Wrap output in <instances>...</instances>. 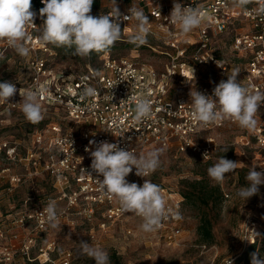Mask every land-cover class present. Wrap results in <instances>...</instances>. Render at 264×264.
I'll return each mask as SVG.
<instances>
[{"label":"built area","instance_id":"built-area-1","mask_svg":"<svg viewBox=\"0 0 264 264\" xmlns=\"http://www.w3.org/2000/svg\"><path fill=\"white\" fill-rule=\"evenodd\" d=\"M125 1L130 6L121 7L120 3ZM175 2L184 6L201 5L205 12L201 26L188 35L181 34L178 26L167 19L174 0H116L122 15H130L128 10L132 5L143 8L148 15L151 32L142 46L148 47V56L158 63L147 60L137 46L132 50L138 53L132 56L104 52L98 66L89 64L85 71L73 75L53 67L51 61L57 51L51 44L39 42V28L27 29L33 37L28 59L31 75L22 81L9 79L18 91L9 102L0 101V105L15 109L24 90L46 87L48 91L40 100L42 106L56 108L64 116L57 118L54 114L43 127L34 129L27 144L16 138L0 140V181H4L0 183V193L10 198V208L0 213V264H69L68 260H52L50 254L55 243L44 241L43 233L50 227L42 212L46 199L40 200L35 192L19 199L15 197L20 196L19 187L26 177L45 174L50 178L53 196L48 199L65 203L63 208L58 207L60 223L69 214L92 217L98 212L114 222L130 213L121 214L118 204L99 191L96 179L102 181L103 177H97L91 169L90 153L96 144L90 141L116 143L137 155L146 153L147 147L162 146L201 158L208 153L204 158L208 159L216 147L215 137L209 133L237 124L225 120L204 126L195 122L189 93L196 90L211 96L219 82L226 81L237 70V80L244 86L264 92V17L255 15L256 5L249 4L245 14L243 9L233 7L231 0ZM112 7L111 0H94L91 15L106 14ZM35 24L37 27L42 24L37 16ZM135 26V20L121 21V28L130 30L128 34H134ZM9 50L6 42L0 41V51L6 54ZM85 85L95 87L98 95L82 100L79 93ZM142 96L153 101L154 115L150 120L136 123L132 97ZM260 109L264 110V106ZM257 121L252 135L264 148V120ZM4 159L22 163L28 172L16 173L11 166H2ZM81 169L91 176L82 174ZM128 177L134 178L139 186L144 179L153 182L151 175L136 176L135 168ZM160 188L168 206L182 216L185 196L168 185ZM182 220L170 216L156 233L169 243H177L184 231ZM256 233L259 236L250 234L240 252L210 264H251L243 253L260 237L261 232Z\"/></svg>","mask_w":264,"mask_h":264},{"label":"clouds","instance_id":"clouds-1","mask_svg":"<svg viewBox=\"0 0 264 264\" xmlns=\"http://www.w3.org/2000/svg\"><path fill=\"white\" fill-rule=\"evenodd\" d=\"M44 5L39 9L42 24H35L36 12L32 11V0H0V41L14 50L20 57H28L32 51L29 42L33 39L29 34V27L39 28L37 39L41 44L53 45L57 48L71 50L72 55L82 59H91L93 53L110 51L116 42L121 40L122 20H135L134 34L129 42L137 46L148 42L151 24L143 8L132 5L130 15H122L116 0H111L113 7L106 14L91 15L94 0H41ZM255 4L253 10L256 16L264 17V0H231L233 7L243 9L248 14L247 6ZM169 23L178 26L181 34L188 35L199 28L205 19V12L201 5L184 6L179 2L173 3ZM5 54L0 51V60ZM194 77V70L192 71ZM239 70L228 75L227 80H221L214 88L211 96L192 90L191 97L192 119L204 126L222 121H232L241 129L254 131L258 121L256 114L264 106V92L253 91L237 80ZM15 84L0 82V101L9 102L17 93ZM46 87L24 90L20 103V110L24 118L38 124L45 119V110L40 102L47 93ZM20 92V90H19ZM82 100L96 97L95 87L85 85L79 93ZM135 100L133 119L136 123L150 120L154 115L153 101L147 97H132ZM158 111V109H157ZM91 151V169L102 176L97 180L99 191L108 199L118 204L121 214L132 213L141 218L140 230L144 233L158 231L163 222L170 216L179 220L182 216L179 211H173L167 204L163 190L159 185L144 179L142 186L130 183L126 177L133 172L139 177H147L161 167V155L164 149L154 148L137 155L133 150L121 148L116 143L101 141ZM88 149H86L87 151ZM228 149H225L227 152ZM208 153L204 154V158ZM239 163L220 156L207 169L208 177L216 184H222L226 176L236 171ZM82 174L91 176V173L81 169ZM247 186L240 187L236 195L245 202L257 195L259 186L264 185V170L250 169L245 177ZM48 225L56 229L60 226L57 202L49 199L43 208ZM255 237L259 233L252 231ZM78 256L88 257L95 264H111L110 256L104 248L86 241L78 243ZM231 264V262H230ZM251 264H264V258L259 253H253Z\"/></svg>","mask_w":264,"mask_h":264},{"label":"rangeland","instance_id":"rangeland-1","mask_svg":"<svg viewBox=\"0 0 264 264\" xmlns=\"http://www.w3.org/2000/svg\"><path fill=\"white\" fill-rule=\"evenodd\" d=\"M120 4L121 7L130 6L128 1ZM102 5L104 6L105 3ZM36 13L37 19L42 23L39 12ZM121 29V40L115 43L110 53L116 56L136 55L138 52L133 51L132 48L137 45L125 40L132 36L128 34L130 30ZM52 47L56 49L57 55L51 64L59 71H68L76 75L85 71L89 64L98 66L101 61V53L92 54L91 59H82L72 55L71 50L53 45ZM139 48L143 50L142 55L147 60L158 63L155 58L148 56L150 51L147 50V46L141 45ZM29 56L20 57L12 49L7 51L5 59L0 60V82H8L11 78L21 81L28 79L31 75ZM43 109L46 113L45 119L38 124H32L24 118L20 104L15 109L0 105V140L16 138L27 144L29 135L34 129L43 127L54 114L57 118L64 116L56 108L43 107ZM256 119L264 120L263 109H259ZM209 134L215 137L216 147L208 159L180 153L174 147L151 146L146 150L147 152L154 148L164 149L160 157L161 167L151 174L153 183L159 186L168 185L182 194L191 191L190 183L196 180H202L205 187L218 189V197L211 199L208 204L199 197L190 199L185 197L182 210L184 231L180 241L169 243L156 232H142L139 227L142 223L141 218L132 213L114 222L107 221L100 212L92 217L83 213H74L67 215L58 228L49 227L47 232L43 233L44 241L50 240L55 243V250L50 254L51 259L68 260L69 264H95L94 260L86 256H78V243L82 240L107 250L111 264H210L214 260L220 262L240 252L252 231L261 233L264 231V185H260L258 194L246 202L236 195L240 187L247 186L245 177L250 169L255 167L257 171L264 170V148L259 146L252 131L241 129L238 125L215 129ZM225 149L228 151L225 152ZM220 156L238 162L239 165L235 172L226 176L222 184H216L208 177L207 169ZM1 165L11 166L16 173L28 172L20 162L4 159ZM127 180L130 183H137L132 177H128ZM38 189H41L40 194ZM19 190L20 196H15L16 199L35 192L40 200L46 199L48 203V198L53 196L50 178L45 174L31 179L26 177ZM9 200L8 195L0 193V213H5L10 208ZM64 205L65 203L57 204L59 208H63ZM204 215L208 216L213 224L214 240L210 242L202 240L198 234V226ZM103 222H106L105 226ZM257 252L260 258H264V255L258 250L255 253Z\"/></svg>","mask_w":264,"mask_h":264},{"label":"trees","instance_id":"trees-1","mask_svg":"<svg viewBox=\"0 0 264 264\" xmlns=\"http://www.w3.org/2000/svg\"><path fill=\"white\" fill-rule=\"evenodd\" d=\"M42 7H44V5L41 3V0H32V10L39 12V9H41ZM190 184L192 187L191 191L183 193V195L189 199L192 197H199L203 202L208 204L211 199L218 197V189L214 187H205L202 180H196ZM198 234L200 235L201 239L206 242L214 240L212 220L206 215L201 217L200 224L198 226ZM257 250L261 253V255H264V231H262L260 237L256 240V242L248 246L243 253L245 260L251 261L252 254ZM34 264L40 263L36 262Z\"/></svg>","mask_w":264,"mask_h":264}]
</instances>
